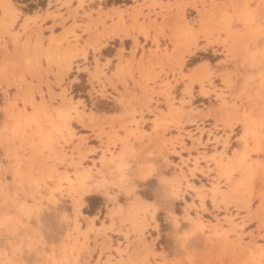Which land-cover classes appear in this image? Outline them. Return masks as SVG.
<instances>
[{
    "label": "rangeland",
    "instance_id": "obj_1",
    "mask_svg": "<svg viewBox=\"0 0 264 264\" xmlns=\"http://www.w3.org/2000/svg\"><path fill=\"white\" fill-rule=\"evenodd\" d=\"M113 1L133 4L0 0V264H264V122L244 109L262 106L264 30L242 39L217 0ZM235 1L252 31L264 0ZM150 143L176 155L139 183Z\"/></svg>",
    "mask_w": 264,
    "mask_h": 264
},
{
    "label": "crops",
    "instance_id": "obj_2",
    "mask_svg": "<svg viewBox=\"0 0 264 264\" xmlns=\"http://www.w3.org/2000/svg\"><path fill=\"white\" fill-rule=\"evenodd\" d=\"M86 1H87L86 2V5H87V8L88 9L96 10V9H98L99 6H101L102 10H104V9H110L108 12H112V10L114 12H117L118 9H125V8H127V6H130V5L133 4V3H127V2H115V1L111 2V0H110L109 3L107 2L108 0H86ZM165 1L173 2V0H165ZM217 1L219 3L216 5V7H214V10L215 9H218L216 11L215 16H219L220 14H225V13L232 15L233 20H232L231 28L230 29H231L232 32H234V31L236 32V30H237V33L236 34H238V35L241 34L240 37L242 39H244V38L245 39L246 38L247 39L254 38L253 33L255 32V30H254L255 26H260V31L264 30V2L258 3V4H256L254 2L253 4H250L249 5L250 7H254L256 9L255 10V14H256V17H257L254 20V23L250 26L251 28H253V30L250 31V30H248L247 25L245 23H243L242 21H240L237 16H235L236 13H240V14L243 13V11L241 10L242 7H236L235 6L237 4L235 0H217ZM243 2H244V0H242L240 2L241 3V6H242ZM164 6H162L163 9L161 10V13L162 14H167L166 13L167 7L166 6L164 7ZM111 8H115V9H112L111 10ZM84 9L86 10V7H84ZM189 9H190V7H186L185 10L186 11H189ZM129 10H130V8H128V11ZM154 10L155 11H159L158 10V7H155ZM174 10H175V7H173L171 9V11H174ZM143 12H146V8L143 9ZM150 12H151L150 18H154V14L152 13V11H150ZM208 12L209 11H207V13ZM195 16H196V13L193 15V17H195ZM123 17L128 19L129 18V15H126L125 14ZM113 20H115V16L113 17ZM145 21H146V19H145ZM156 21L157 22L160 21V17L159 16H157ZM107 23H109V20L107 21ZM222 36L223 35H221V37ZM255 39H257V41L264 40V35L263 36H257V37H255ZM258 45H259L260 48H262L264 46V41H263V43H259ZM101 50L102 49H100V51ZM101 55L103 57L110 58V60H111L110 64L115 63L113 61V57L114 56H108V55L106 56L103 53ZM220 59H223V57L219 58V60ZM103 61L104 60H101V62H103ZM79 65L82 66L83 64L80 63ZM85 66H88V65H85ZM71 70H73V67H72ZM90 71H92V69H90ZM255 71L256 70H253L252 72L254 73ZM83 72H84L83 70L78 71L77 74H74V78H76V80H79V74L80 73H83ZM262 73L264 75V68L262 69ZM86 78L88 79L87 80V83L90 84L89 83V77L86 76ZM117 88L119 90V87L118 86H117ZM107 91H109V90H107ZM261 102H262V104H261L262 106L261 107H255V106H253L254 104H252V103H255V102L250 101V103H249V101H247V104H249V105H247V107H245L244 109L245 110H249V112H250L249 117H252L253 119H256L258 121H263L264 122V94H263V100ZM102 113L110 114V113H118V112L115 110L114 112H105L104 111ZM240 117H241V115H234L232 118H233V120H238ZM144 118H146L147 121L145 122V124H144L145 127L143 126V129L146 130L147 132H151L152 125H151V123L148 120H150L152 117L151 116L150 117H148V116L145 117L144 116ZM196 122H198V119L196 120ZM208 123H210V125H212L214 123V121L212 120V121H209ZM193 124L194 123H186L185 125H193ZM260 124L261 125H258L257 128H258V130L263 135V137L260 140V143H261L262 149H263V145H264V123H260ZM234 126L238 130H236V131L234 130L233 133H230L229 141L231 142V144H232L233 147H235V148H237V149L240 150L242 148L243 144H242V142L240 140H238L237 137L241 133L242 126H241V123H239V122L236 125H234ZM192 128H195V127H190V128H187V129H191L192 130ZM205 128L206 129H211L210 127H205ZM247 131H248V129H247ZM158 132H159V130H158ZM212 132H214V130ZM206 135H207V133H206ZM143 142L144 143L145 142L147 143L146 138L143 139ZM249 144L252 145V141H250ZM136 145H138V144H136ZM229 145H230V143H229ZM149 149H151V150H149ZM149 151H151L152 155L149 154ZM167 151L166 150H162L159 153V149L156 146H154V144H152V143L147 144V146H145V147H142L141 153L139 155H137L136 162H133L130 165V167L133 168L134 174L137 177L139 183H146L150 179L154 178L157 173H159V172L162 173L164 171L167 172L168 169H171V166L169 165V163L165 162L164 156L166 155L167 156V159L170 160V157L171 156H174L176 154L170 153L169 152V149H167ZM250 156H251V158H256L258 160H261V163L264 165V156H260L258 153L255 156V153L254 152H252L250 154ZM150 164H152L153 170L145 178H142V175L148 170V167H149ZM129 173H131V171ZM239 177H240V175L238 174V172H234L233 178L234 179H238ZM254 179H256V177ZM222 181H223V178L220 179V182H222ZM92 192H97V191H91L90 193H92ZM90 193H88V194H90ZM159 199H160L159 196H155L154 198H152V200L154 201V203H156ZM159 210H161V207L160 208L159 207L157 208V211H159ZM155 214H156V212H155ZM155 214H154V216H155ZM95 220H96V217L94 219V223L96 222ZM150 224H152V223H150ZM179 224H181V223L179 222ZM171 236H173V235H171ZM155 251L156 252H165L168 259H171V257H175V256H178L180 258H183L181 252L175 254V256H174V254L172 256H170L171 254H169V252H167L165 249H155Z\"/></svg>",
    "mask_w": 264,
    "mask_h": 264
},
{
    "label": "bare ground",
    "instance_id": "obj_3",
    "mask_svg": "<svg viewBox=\"0 0 264 264\" xmlns=\"http://www.w3.org/2000/svg\"><path fill=\"white\" fill-rule=\"evenodd\" d=\"M57 117H58V120H59V122L60 123H62V125L63 126H65V128L68 126V124H67V122H68V118H69V115H68V113L66 112V111H64L62 108L60 109V108H58L57 107ZM32 118V117H31ZM57 123V122H56ZM62 125H60V127L62 126ZM58 126V125H57ZM62 128V127H61ZM60 130V129H59ZM58 130V131H59ZM247 133V129L245 130V133H244V136H242V138L243 139H245V134ZM225 162V161H224ZM224 162H222V163H224ZM226 163V162H225ZM228 163H230V162H228ZM221 165V164H220ZM219 165V166H220ZM225 166V165H224ZM227 167V166H226ZM225 167V168H226ZM201 195V194H200Z\"/></svg>",
    "mask_w": 264,
    "mask_h": 264
}]
</instances>
